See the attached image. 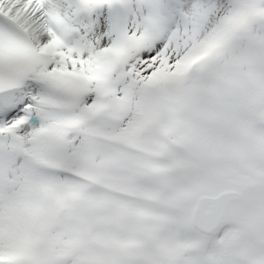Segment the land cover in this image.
Segmentation results:
<instances>
[{
  "label": "snow or ice",
  "instance_id": "obj_1",
  "mask_svg": "<svg viewBox=\"0 0 264 264\" xmlns=\"http://www.w3.org/2000/svg\"><path fill=\"white\" fill-rule=\"evenodd\" d=\"M0 264H264V0H0Z\"/></svg>",
  "mask_w": 264,
  "mask_h": 264
}]
</instances>
